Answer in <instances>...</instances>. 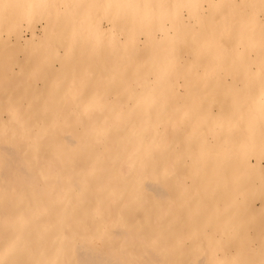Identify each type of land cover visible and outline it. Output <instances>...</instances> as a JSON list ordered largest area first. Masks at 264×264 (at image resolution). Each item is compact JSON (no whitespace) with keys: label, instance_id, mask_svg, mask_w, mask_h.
Listing matches in <instances>:
<instances>
[{"label":"bare ground","instance_id":"1","mask_svg":"<svg viewBox=\"0 0 264 264\" xmlns=\"http://www.w3.org/2000/svg\"><path fill=\"white\" fill-rule=\"evenodd\" d=\"M263 220L264 0H0V264H264Z\"/></svg>","mask_w":264,"mask_h":264},{"label":"rangeland","instance_id":"2","mask_svg":"<svg viewBox=\"0 0 264 264\" xmlns=\"http://www.w3.org/2000/svg\"><path fill=\"white\" fill-rule=\"evenodd\" d=\"M182 14L183 15H185L186 14V12L185 11H183L182 12ZM19 23H20V26H19V29H20V31H22L26 36L28 35V32H26V31H28V27H27V22L25 21V20H21V19H18L17 20ZM43 47H44V45L43 46H41V45H38L37 47H35V50H34V52H35V54H37L38 56H39V54H41L42 52H43ZM43 54V53H42ZM253 54V52H251V55ZM19 56H22V54H21V52L20 53H13V54H6V55H4V56H2L1 57V61H2V63H1V65L3 66V67H5V66H8L9 64H12L13 63V61H15V58H18ZM70 58H71V56H70ZM69 57H67L66 59H70ZM186 61V59H183L182 60V62H185ZM41 68L39 67L38 68V71L40 70ZM37 71V72H38ZM236 73H238V72H234V74H236ZM232 74L231 73H228V75H226V76H222V77H224L225 79H226V84L227 85H229L230 84V82H231V76ZM179 83H180V87H179V93L180 94H184L183 93V91L185 90V87L187 86L186 85V83H185V81H184V79L182 78V77H180L179 78ZM199 81H200V77H199V79L197 78V79H195V81H192V83L190 84V85H192L193 87L194 86H197V84L199 83ZM230 87V86H229ZM188 88V87H187ZM188 90V89H187ZM232 92H234V90L232 91ZM178 93V95H180ZM2 113V115L3 116H5V113H3V112H1ZM232 176V175H231ZM233 179H235V176L233 175L232 176V180H231V182L233 181ZM188 183H190V181H188ZM251 200H252V202H254V204L256 205V208L258 209H260V199H258L256 196H251ZM264 221V220H263Z\"/></svg>","mask_w":264,"mask_h":264}]
</instances>
